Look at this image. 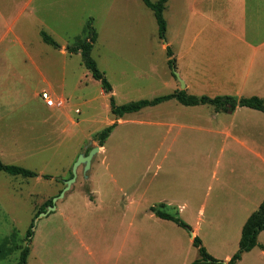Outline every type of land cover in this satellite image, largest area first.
I'll use <instances>...</instances> for the list:
<instances>
[{
	"label": "rangeland",
	"instance_id": "1",
	"mask_svg": "<svg viewBox=\"0 0 264 264\" xmlns=\"http://www.w3.org/2000/svg\"><path fill=\"white\" fill-rule=\"evenodd\" d=\"M163 17L166 32L160 37L142 0H0V160L38 174L28 179L0 173V264H17L26 246V264H191L200 259L194 237L215 264H227L237 252L244 220L239 206L226 202L235 182L231 168L243 164L231 151L242 147L226 135L196 129L176 127L168 137L167 127L155 124L173 117L199 123L189 112L204 115L210 106L188 109L170 100L125 114L89 169L80 164L64 191L80 155L98 146L96 136L117 122L111 95L117 106L168 95L180 90L178 74L188 85L180 91L188 95L233 96L232 74L244 75L252 63L248 81L259 72L264 97V0H168ZM89 21L97 34L91 57L112 94L102 91L79 53L67 51L84 37ZM42 31L58 47L46 44ZM166 47L173 54L171 68ZM43 92L62 97L64 108H47ZM246 112L264 131V117ZM220 118L233 133L228 115ZM173 136L175 151L164 159ZM156 165L162 188L151 196ZM256 176L254 185L264 186V173ZM114 181L127 197L108 189ZM95 190L99 195H92ZM140 195L148 199L139 202ZM90 197L97 209L87 206ZM163 197L174 202H159ZM50 199L54 210L42 216ZM183 200L188 205L179 212ZM150 207L186 227L150 217ZM246 253L236 264H264L258 246Z\"/></svg>",
	"mask_w": 264,
	"mask_h": 264
},
{
	"label": "trees",
	"instance_id": "2",
	"mask_svg": "<svg viewBox=\"0 0 264 264\" xmlns=\"http://www.w3.org/2000/svg\"><path fill=\"white\" fill-rule=\"evenodd\" d=\"M168 0H158L153 3L150 0H142L144 5L152 11L154 19L158 27V34L160 37H164L166 32V21L163 17V11ZM43 41L53 47H58L57 43L49 37L45 32H41ZM97 34L89 21L86 26V32L83 38H78L73 47H68L67 51L70 54H80L81 62L84 68L90 73L93 79L98 81L101 85L102 91L107 94L112 93V87L109 82L104 77L103 73L98 69L96 62L91 57V50L93 44L96 42ZM166 54L168 57L169 67L174 66L173 54L169 47H166ZM175 100L179 104L186 107H194L207 105L210 106L215 112L220 113H232L236 108H248L251 110L259 111L264 113V98L258 96L251 97H241L237 98L229 95H220L215 97L208 96H195L188 95L185 91L176 90L171 94L156 97L151 100H139L136 102H130L124 105H115L114 98L110 96V109L111 113L117 117L121 118L125 114L135 113L143 108L157 106L166 101ZM115 127V124H111L104 128L97 136L96 141L98 147H103L105 140L110 135L111 131ZM4 172L11 176H20L23 178H35L38 174L34 171L25 169L17 165H6L0 160V173ZM44 178H49L48 176H43ZM71 177V176H70ZM52 204V199L47 202V206ZM162 207V205H161ZM151 211L160 219L170 220L181 227H186V224L181 221L178 217L172 216L170 214L164 213L155 207L150 208ZM33 222L30 228H32ZM264 230V200L259 204L258 208L248 217L244 223L241 230V237L239 241V247L237 252L228 260L227 264H236L240 260L241 255L249 252L254 247L258 246L263 249L261 245L257 243V237ZM32 230L29 229L26 234V239L30 242V237L32 236ZM193 244L198 248L200 259L194 261L191 264L199 263H212L215 264L217 261L212 258L201 245V241L194 237L192 240ZM29 246L23 248L19 255V260L17 264H26L27 257L29 255Z\"/></svg>",
	"mask_w": 264,
	"mask_h": 264
},
{
	"label": "crops",
	"instance_id": "3",
	"mask_svg": "<svg viewBox=\"0 0 264 264\" xmlns=\"http://www.w3.org/2000/svg\"><path fill=\"white\" fill-rule=\"evenodd\" d=\"M264 44V42H263ZM252 62V59H251ZM252 73V63L250 64V67L247 68L246 73L243 75V72L241 74H232L233 75V92H234V97L241 98V97H251V96H258L260 95L259 91L262 88V81L260 80V75L259 72H256L253 75V78L251 81H248V76ZM187 85V84H185ZM188 86V85H187ZM249 90V91H248ZM246 92H255V93H246ZM257 92V93H256ZM112 94V93H111ZM251 94V95H249ZM255 94V95H253ZM62 98V97H60ZM264 98V97H263ZM165 103V102H164ZM178 103V102H177ZM44 104V103H43ZM163 104V103H161ZM179 104V103H178ZM160 105V104H159ZM181 105V104H180ZM183 106V105H182ZM202 106V105H201ZM188 109H194L197 108L198 106L194 107H186ZM58 110V109H57ZM60 110V109H59ZM250 111L251 109L248 108H236L232 113H220V112H215L212 108L211 110H208L204 115H201L202 112H189L190 114H193L194 116L199 117V123H195L192 125H187L184 123V121L178 120V118H168L167 122L164 123L163 121H159L155 123L156 125L167 127V136L169 137V134L171 133V130L173 128L178 127L180 130H187V129H196L199 131H204V132H209L212 134H217V135H226L229 138H232L233 141H235L238 145H240L242 148L240 150H232L231 154L232 157H236L238 160L239 158L241 159L242 165H237L233 166L231 168V173L235 175V182L231 185L230 187V192H231V198L226 202L229 204H237L239 206V211H240V217L241 220L243 221V225L248 219V217L258 208L259 204L264 200V196H260L258 190L263 191L262 188L264 187L263 185L255 186L254 182L257 178L256 174H263L264 173V131L262 128L256 127L254 123V118L252 117L249 119L247 116L248 113L246 111ZM76 111V110H75ZM79 111V110H78ZM183 111V110H182ZM190 111V110H188ZM194 111V110H192ZM255 111V110H253ZM257 113H260V116H258L257 120H260L261 118L259 117H264V113L256 111ZM79 114V113H76ZM221 115H228L229 117V122L232 124V130L233 133H230L227 127H222V123H219L222 121L223 118H220ZM238 115H246L243 119L240 120H235L236 116ZM208 121L210 122L209 126ZM234 121V122H233ZM264 121V118H263ZM121 122L120 118L117 119V122L114 123V121H111L109 125L111 124H117ZM231 126V125H230ZM177 131V135L179 134V131ZM111 134V133H110ZM173 140H171V143L168 145L167 149L165 150L163 154V158H172V152L175 151L174 149V142H175V136L172 137ZM104 146V145H103ZM103 151V147H99V151ZM187 151L190 153L196 152V151H191L186 148ZM199 151V150H198ZM161 152V151H160ZM159 151L157 150L154 154V156H158ZM171 155V156H170ZM158 158V157H157ZM203 161L205 162V155H203ZM240 164L239 162H235ZM236 165V164H235ZM161 169L160 165H156L154 172L151 174V179H150V195L155 196L159 194L160 192L158 191L159 188H162V186L157 182V178L159 176V171ZM233 170H237V172H234ZM147 171L148 169L142 174V178L147 177ZM242 174H241V173ZM116 181L113 183H110L111 187L109 186L108 189L111 191L114 190V194L116 196L118 194H122L123 197H127L126 193L121 187L116 186ZM117 189V191H115ZM166 190H170L168 187H164ZM92 195L96 194L99 195V191L95 190L94 192H91ZM165 194L167 196V193L165 191ZM91 199L87 200V206L90 208L97 209L99 205L97 202ZM144 197L140 195L139 202H145ZM161 200L164 203L171 204V202H174L172 200L166 201L169 199H166L163 197ZM128 202H134L130 201V199L127 200ZM184 202L180 207H178L179 212H184L186 209V206L188 205V201L183 200ZM117 208V204L114 206ZM151 208V207H150ZM150 217H157L155 214L150 210ZM201 212V209L200 211ZM158 218V217H157ZM160 219V218H158ZM164 220V219H160ZM164 221H170V220H164ZM243 227V226H242ZM242 230V229H241ZM195 234V233H194ZM264 235V230L260 232V234L257 237L258 244L263 247V249L259 248L260 253L262 256H264V239L259 241V237ZM256 248V247H254ZM253 248V249H254ZM252 249V250H253ZM252 250L247 252L246 254L250 253ZM226 259H229L228 256H226ZM242 260V259H241Z\"/></svg>",
	"mask_w": 264,
	"mask_h": 264
},
{
	"label": "water",
	"instance_id": "4",
	"mask_svg": "<svg viewBox=\"0 0 264 264\" xmlns=\"http://www.w3.org/2000/svg\"><path fill=\"white\" fill-rule=\"evenodd\" d=\"M176 77L178 78L179 80V83H180V90H184L186 88V85L185 83L179 78L178 74H176ZM99 151V147L96 146L94 148H92L91 152L87 155H84V154H81L78 161L76 162V164L74 165L73 169H72V173H71V178L69 181H66V184H65V188H64V191L68 190L70 188V185L71 183H73L75 181V178H76V169L77 167L81 164L84 166V170L85 172L89 169L90 167V162L92 160V157L94 156L95 153H97ZM63 191V192H64ZM62 192V193H63ZM62 195V194H61ZM56 199V198H55ZM54 201V200H53ZM51 210H54V207L53 205L51 204L48 209H47V212L45 213H42L41 215L42 216H45L46 213L50 212Z\"/></svg>",
	"mask_w": 264,
	"mask_h": 264
},
{
	"label": "built area",
	"instance_id": "5",
	"mask_svg": "<svg viewBox=\"0 0 264 264\" xmlns=\"http://www.w3.org/2000/svg\"><path fill=\"white\" fill-rule=\"evenodd\" d=\"M41 99L43 100L44 105L49 109H62L65 106L63 98L53 99L46 92L41 94ZM75 112L79 113L78 110Z\"/></svg>",
	"mask_w": 264,
	"mask_h": 264
}]
</instances>
